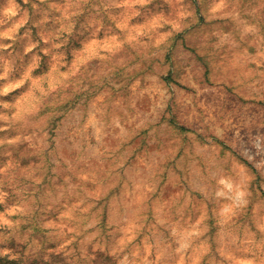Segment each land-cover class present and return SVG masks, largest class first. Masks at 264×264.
I'll use <instances>...</instances> for the list:
<instances>
[{"label":"rangeland","instance_id":"obj_1","mask_svg":"<svg viewBox=\"0 0 264 264\" xmlns=\"http://www.w3.org/2000/svg\"><path fill=\"white\" fill-rule=\"evenodd\" d=\"M0 264H264V0H0Z\"/></svg>","mask_w":264,"mask_h":264}]
</instances>
